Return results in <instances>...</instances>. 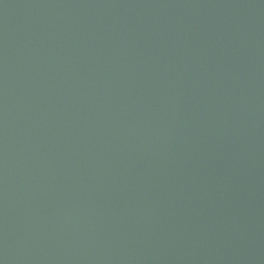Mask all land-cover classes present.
Segmentation results:
<instances>
[{"label": "water", "instance_id": "95a60500", "mask_svg": "<svg viewBox=\"0 0 264 264\" xmlns=\"http://www.w3.org/2000/svg\"><path fill=\"white\" fill-rule=\"evenodd\" d=\"M0 264H264V0H0Z\"/></svg>", "mask_w": 264, "mask_h": 264}]
</instances>
